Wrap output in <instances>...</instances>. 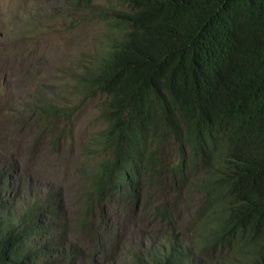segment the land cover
Listing matches in <instances>:
<instances>
[{
	"label": "trees",
	"instance_id": "obj_1",
	"mask_svg": "<svg viewBox=\"0 0 264 264\" xmlns=\"http://www.w3.org/2000/svg\"><path fill=\"white\" fill-rule=\"evenodd\" d=\"M67 1L80 12L93 0ZM106 1L121 8L98 11L110 17L103 52L75 79L83 98H102L106 124L94 137L103 158L86 183L82 229L100 228L95 197L161 190L171 202L153 216L169 231L133 264H264V0ZM38 113L65 116L56 105ZM182 189L195 196L187 242L174 211ZM54 206L15 221L0 206V264H51L52 248L66 247Z\"/></svg>",
	"mask_w": 264,
	"mask_h": 264
},
{
	"label": "rangeland",
	"instance_id": "obj_2",
	"mask_svg": "<svg viewBox=\"0 0 264 264\" xmlns=\"http://www.w3.org/2000/svg\"><path fill=\"white\" fill-rule=\"evenodd\" d=\"M106 7L121 8L106 0H93L80 12L67 0H0V206L15 221L37 205L55 204L66 247L53 248L51 264H72L69 256L74 264H133L140 248L159 246L169 231L153 216L157 203L171 202L161 190L141 189L130 202L120 192L95 197L92 216L100 228L88 232L80 225L86 183L103 158L94 137L106 124L102 98H83L75 79L103 52L110 17L98 11ZM46 105L59 106L65 116L43 120L38 109ZM191 193L182 189L173 196L186 242Z\"/></svg>",
	"mask_w": 264,
	"mask_h": 264
},
{
	"label": "clouds",
	"instance_id": "obj_3",
	"mask_svg": "<svg viewBox=\"0 0 264 264\" xmlns=\"http://www.w3.org/2000/svg\"><path fill=\"white\" fill-rule=\"evenodd\" d=\"M105 30H106V29H105ZM58 243H60V242H58ZM54 247H55V246H54ZM54 247H53V248H54ZM53 248H52V250H53ZM52 250H51V252H50L51 255H52V256H51V257H52V258H51V261H54V260H56V256H53L54 253H53Z\"/></svg>",
	"mask_w": 264,
	"mask_h": 264
}]
</instances>
